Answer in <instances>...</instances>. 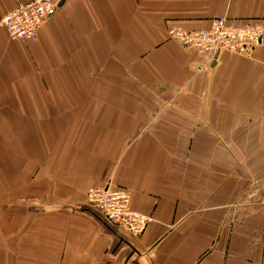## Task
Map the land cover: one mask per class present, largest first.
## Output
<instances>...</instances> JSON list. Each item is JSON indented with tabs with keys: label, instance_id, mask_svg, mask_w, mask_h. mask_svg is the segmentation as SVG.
Listing matches in <instances>:
<instances>
[{
	"label": "crops",
	"instance_id": "1",
	"mask_svg": "<svg viewBox=\"0 0 264 264\" xmlns=\"http://www.w3.org/2000/svg\"><path fill=\"white\" fill-rule=\"evenodd\" d=\"M218 17L264 26V0H58L34 39L0 27V264H264V42L207 64L169 35ZM108 186L142 235L88 203Z\"/></svg>",
	"mask_w": 264,
	"mask_h": 264
},
{
	"label": "built area",
	"instance_id": "2",
	"mask_svg": "<svg viewBox=\"0 0 264 264\" xmlns=\"http://www.w3.org/2000/svg\"><path fill=\"white\" fill-rule=\"evenodd\" d=\"M57 5L58 0H33L20 4L0 18V27L7 30L12 40L34 39L41 24L55 13ZM169 35L185 47L204 54L209 64L223 51L250 54L263 44L264 26H235L225 17H218L212 20L209 29L186 30L176 26L169 30ZM87 201L98 208L107 221L124 228L132 236L142 235L153 221V217L132 209L131 192L125 187L91 188Z\"/></svg>",
	"mask_w": 264,
	"mask_h": 264
},
{
	"label": "rangeland",
	"instance_id": "3",
	"mask_svg": "<svg viewBox=\"0 0 264 264\" xmlns=\"http://www.w3.org/2000/svg\"><path fill=\"white\" fill-rule=\"evenodd\" d=\"M42 24H43V23H42ZM42 24H41V25H42ZM40 27H41V26H40ZM39 29H40V28H39ZM38 33H39V31H38Z\"/></svg>",
	"mask_w": 264,
	"mask_h": 264
}]
</instances>
